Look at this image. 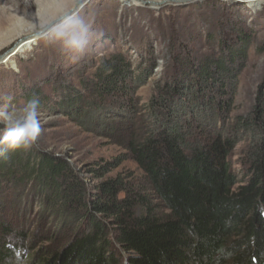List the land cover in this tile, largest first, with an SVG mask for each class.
I'll return each mask as SVG.
<instances>
[{"label":"trees","instance_id":"1","mask_svg":"<svg viewBox=\"0 0 264 264\" xmlns=\"http://www.w3.org/2000/svg\"><path fill=\"white\" fill-rule=\"evenodd\" d=\"M229 33L222 38L228 57L198 61L181 44L187 72L174 69L148 104L139 107L133 97L149 73L135 74L121 54L102 57L94 78L83 81L90 100H64L63 112L86 120L105 109L136 121L145 110L150 128L125 144L140 175L109 176L126 158L115 159L91 170L99 180L89 186L49 152L21 148L0 157V212L6 193L13 201L32 187L67 238L37 249L32 264H264V76L250 114L229 123L248 38ZM243 129L251 144L238 179L228 157ZM25 223L0 216V264H16L26 243L33 249L37 236Z\"/></svg>","mask_w":264,"mask_h":264},{"label":"rangeland","instance_id":"2","mask_svg":"<svg viewBox=\"0 0 264 264\" xmlns=\"http://www.w3.org/2000/svg\"><path fill=\"white\" fill-rule=\"evenodd\" d=\"M18 19L23 20L20 29L24 32L16 37L20 31ZM80 20L89 24L92 34L80 53L67 51L61 43L36 39L41 31L74 36ZM230 30L245 32L248 38L229 123L236 116L250 114L264 76V0H87L80 11L77 0H0V45L8 42L0 46V105L12 97L15 122L24 116L22 109L27 101L38 98L42 131L36 145L23 150L63 157L89 186L99 180L91 170L115 159L126 158L109 176L119 172L137 176L141 171L125 144L133 132L137 136L150 128L145 110L141 111L144 117L136 121L105 109L101 118L86 120L63 112L64 100L74 96H83V102L90 100L83 81L94 78L102 57L121 54L135 74L149 73L133 97L139 107L148 104L157 89L175 76L174 69L180 75L187 72L188 62L180 58L178 50L181 44L198 61L221 54L228 57L222 49V38ZM177 53L180 60L172 66ZM3 131L0 125V134ZM249 134L244 129L235 133L237 142L228 157L238 179L248 164ZM31 188L15 194L13 201H9L13 193H6L7 206L0 212L16 224L26 222L25 229L37 236L36 246L30 250L26 243L16 264H32L37 249L52 250L67 240L63 233L56 232L59 223L54 224L49 212L38 207L40 198Z\"/></svg>","mask_w":264,"mask_h":264},{"label":"clouds","instance_id":"3","mask_svg":"<svg viewBox=\"0 0 264 264\" xmlns=\"http://www.w3.org/2000/svg\"><path fill=\"white\" fill-rule=\"evenodd\" d=\"M86 3L87 0H77V11L83 10ZM36 39L44 40L49 44L61 43L67 51L80 53L92 39V34L89 24L80 20L77 21V31L74 36L41 31ZM11 101L12 97H7L5 103L0 105V125L4 127L3 133L0 134V157H6L9 151L35 146L42 131L38 98L27 101L22 109L24 116L15 122V110L10 107Z\"/></svg>","mask_w":264,"mask_h":264},{"label":"bare ground","instance_id":"4","mask_svg":"<svg viewBox=\"0 0 264 264\" xmlns=\"http://www.w3.org/2000/svg\"><path fill=\"white\" fill-rule=\"evenodd\" d=\"M151 1H153V2H156V1H160V0H151ZM23 22V20L22 19H18L17 20V22L16 23H18L19 24V29H20V27H22V23ZM16 32V31H15ZM18 33H17V35H16V37H18V36H20L23 32H24V28H21L20 29V31H17ZM2 43V42H1ZM6 43H8V42H4L3 44H1V45H4V44H6ZM0 45V46H1Z\"/></svg>","mask_w":264,"mask_h":264}]
</instances>
